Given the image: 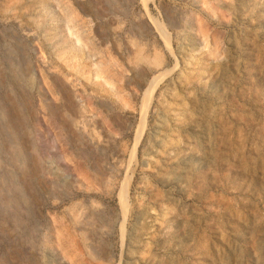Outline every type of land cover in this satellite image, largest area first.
Segmentation results:
<instances>
[{
  "label": "rangeland",
  "instance_id": "1",
  "mask_svg": "<svg viewBox=\"0 0 264 264\" xmlns=\"http://www.w3.org/2000/svg\"><path fill=\"white\" fill-rule=\"evenodd\" d=\"M44 1L0 0V264H264V0Z\"/></svg>",
  "mask_w": 264,
  "mask_h": 264
},
{
  "label": "bare ground",
  "instance_id": "2",
  "mask_svg": "<svg viewBox=\"0 0 264 264\" xmlns=\"http://www.w3.org/2000/svg\"><path fill=\"white\" fill-rule=\"evenodd\" d=\"M146 3L149 1V0H144ZM44 2H46V5L47 6H49L50 7V10L52 11V8H51V6L53 5V6H57V7H61L60 5L63 3L62 2V0H45ZM66 3V2H65ZM64 3V4H65ZM45 5V7H47ZM63 5V4H62ZM52 6V7H53ZM47 9H49L48 7H47ZM66 10L68 13L67 14H63V16L65 17V19L67 20V22H72V21H75L76 20V14H73L74 13V11L71 9V6H69V5H64V8H59V11H60V14L62 13V11L63 10ZM65 11V12H66ZM64 13V12H63ZM77 21V20H76ZM198 21H200V20H198ZM154 23L156 24V26H157V28L160 30V32H161V34L163 35V37H164V39H167V33L164 31V29H162L161 28V25H160V23L158 22V20L157 19H154ZM202 23V22H201ZM201 23L200 24H198V30L201 32V34H202V42L203 43H206L207 41H208V35H207V33H205L204 32V27L201 25ZM68 26V25H67ZM70 26H72V25H70ZM70 26H68V27H70ZM79 26V25H78ZM80 29V28H79ZM82 32H80V34H81ZM75 34V33H74ZM84 37V36H83ZM68 38V37H67ZM72 41V40H71ZM69 43H70V41H69ZM167 43H168V41H167ZM77 46H82V39L80 38V37H76V39H75V42H74V45H72V47H70V49H69V53H71V55H72V57L73 58H76L80 53H79V51H80V49L78 50V48H77ZM82 47H84V45L82 46ZM85 51V50H84ZM85 54V53H84ZM68 55V54H67ZM91 56V54H90V52H89V57ZM105 60V59H104ZM104 60H102L101 62H100V64L102 65H100L99 64V66H98V68H97V74H99V73H102V72H108V70H109V68L110 67H114V66H116L117 65V63H115L113 60H112V58L110 57V56H107V59L104 61ZM156 62H159V59H157V61ZM75 66V65H74ZM112 67V68H113ZM76 68V67H75ZM115 70V69H114ZM162 76H164V73H163V71H157L154 75H153V77L146 83V85H145V88L143 89V92H142V97H141V100H140V108L143 110V116H144V114H145V112L147 111L146 109H148V106L150 105V103H151V101H152V99H153V97H154V94H155V90H156V87H157V85H158V83H159V81H160V78L162 77ZM141 130V129H140ZM140 130L138 131V134H137V142L139 141V138H140ZM134 149L135 148H133V150H132V153H131V157H133L134 156ZM79 181V180H78ZM126 184H127V181H125L124 180V182H123V185L121 186L122 188H121V192H119V194H120V201H121V203L123 202H126V198H125V192H126ZM125 200V201H124ZM123 203H122V205H123ZM126 204V203H125ZM124 209V208H123ZM122 209V210H123ZM123 212V211H122ZM124 214V213H123ZM126 214V213H125ZM56 232V239L57 240H59V244H60V240H62V234L59 232V231H55Z\"/></svg>",
  "mask_w": 264,
  "mask_h": 264
}]
</instances>
